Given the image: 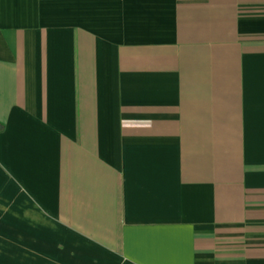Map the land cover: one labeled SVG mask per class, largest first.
I'll use <instances>...</instances> for the list:
<instances>
[{"label":"crops","instance_id":"crops-1","mask_svg":"<svg viewBox=\"0 0 264 264\" xmlns=\"http://www.w3.org/2000/svg\"><path fill=\"white\" fill-rule=\"evenodd\" d=\"M94 258L264 264V0H0V264Z\"/></svg>","mask_w":264,"mask_h":264},{"label":"rangeland","instance_id":"rangeland-1","mask_svg":"<svg viewBox=\"0 0 264 264\" xmlns=\"http://www.w3.org/2000/svg\"><path fill=\"white\" fill-rule=\"evenodd\" d=\"M93 260H94V264H97V261H96L97 259L94 258ZM78 264H82V261H79Z\"/></svg>","mask_w":264,"mask_h":264}]
</instances>
